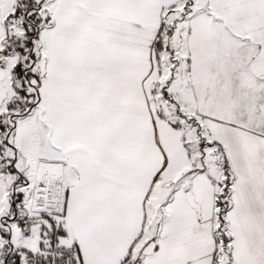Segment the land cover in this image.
Returning a JSON list of instances; mask_svg holds the SVG:
<instances>
[{"label":"snow or ice","instance_id":"snow-or-ice-1","mask_svg":"<svg viewBox=\"0 0 264 264\" xmlns=\"http://www.w3.org/2000/svg\"><path fill=\"white\" fill-rule=\"evenodd\" d=\"M0 264H264V0H0Z\"/></svg>","mask_w":264,"mask_h":264}]
</instances>
